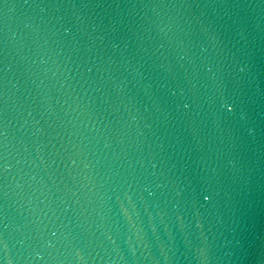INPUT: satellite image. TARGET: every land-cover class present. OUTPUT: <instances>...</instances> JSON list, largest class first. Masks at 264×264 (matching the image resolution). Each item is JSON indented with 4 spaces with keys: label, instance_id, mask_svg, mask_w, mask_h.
Here are the masks:
<instances>
[{
    "label": "water",
    "instance_id": "1",
    "mask_svg": "<svg viewBox=\"0 0 264 264\" xmlns=\"http://www.w3.org/2000/svg\"><path fill=\"white\" fill-rule=\"evenodd\" d=\"M0 264H264V0H0Z\"/></svg>",
    "mask_w": 264,
    "mask_h": 264
}]
</instances>
